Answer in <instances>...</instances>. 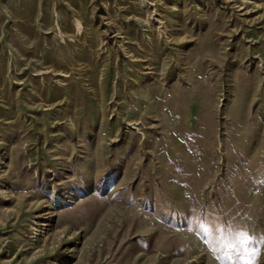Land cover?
Returning a JSON list of instances; mask_svg holds the SVG:
<instances>
[{
	"label": "rangeland",
	"instance_id": "1",
	"mask_svg": "<svg viewBox=\"0 0 264 264\" xmlns=\"http://www.w3.org/2000/svg\"><path fill=\"white\" fill-rule=\"evenodd\" d=\"M0 264H264V0H0Z\"/></svg>",
	"mask_w": 264,
	"mask_h": 264
}]
</instances>
